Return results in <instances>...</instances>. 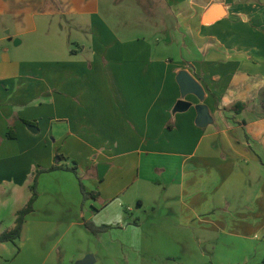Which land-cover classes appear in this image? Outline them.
<instances>
[{"label": "crops", "instance_id": "0c3cea01", "mask_svg": "<svg viewBox=\"0 0 264 264\" xmlns=\"http://www.w3.org/2000/svg\"><path fill=\"white\" fill-rule=\"evenodd\" d=\"M0 28L13 43L0 50V235L38 170L75 164L38 172L16 244L0 243L14 249L8 264L83 260L88 251L57 249L54 228H85L112 206L146 201L151 212L174 205L170 245L183 246L187 231L193 244L214 245L210 264H251L264 244V0H0ZM181 71L200 95L182 94ZM179 100L191 106L174 113ZM199 104L211 118L203 127ZM97 164L108 165L102 179ZM77 179L97 193L90 209ZM139 182L149 193L129 192ZM68 183L78 196L69 213L33 218L40 193L60 197Z\"/></svg>", "mask_w": 264, "mask_h": 264}, {"label": "rangeland", "instance_id": "374dc122", "mask_svg": "<svg viewBox=\"0 0 264 264\" xmlns=\"http://www.w3.org/2000/svg\"><path fill=\"white\" fill-rule=\"evenodd\" d=\"M2 29L3 28H0V38H3L4 41L0 42V50L4 48L5 44H8V46L13 45V43L12 45L9 44L10 42L7 41L8 39H4L6 38V34L2 32ZM26 45L27 44L25 41L21 47L18 46V49H20L21 51H25V49L27 50ZM28 48H30V45L28 46ZM158 178L161 179L160 176H158ZM77 182H75L76 185L79 184L80 179H77ZM64 188L65 193L60 196L61 198L54 195L52 192H41L37 205L38 209L37 211H34L35 216L32 217H49L51 215V218L55 220H62L67 215V213L64 211L66 210L68 212V207L70 205H73L71 203H76L78 200L77 194L75 197V192L73 193L72 191L71 183L66 184ZM35 191L36 193H38L37 189H35ZM129 192L134 196H141L142 194L144 195L149 193V189L147 188L145 182H139L137 183V185L131 187L129 189ZM85 200L88 203L86 209H90L91 206L89 205V203L92 199L88 197ZM63 205H65V208ZM165 205V203H161L157 206L156 211L154 212L150 211L149 207L147 206V201L144 203L143 207L138 206L137 203L134 202L133 204H131L129 211H127L125 207L124 210H122V208L120 209V207L112 206L108 210L103 211L94 220V224L97 226L107 225L102 223L113 222L112 224L107 225L109 226V228L105 231L91 233L86 228H81L78 226H74L68 231H65V224V226L61 225L58 228H54L52 236L53 238H62L57 244V249L62 250V252L63 250L70 251L71 253L75 254V256L78 254L79 250L88 251V255L95 257L94 264H210V262L208 261V256H206H210L214 248V245L210 242L206 244L203 242V239L200 238L199 244H193L191 234L187 231H182V233H184V236L186 237L183 240V246L169 244V239L175 237L166 235L168 233H165L167 231V228L164 224L178 223L173 214L166 213V207L173 208L174 205ZM13 206H15V204L10 205V207ZM23 206H21V208ZM120 210L121 212L117 216V212H119ZM48 211H50V213ZM75 213L76 212L74 211L72 214L75 215ZM68 217L70 219L73 218V216ZM3 219L4 227L12 224L13 217L8 213V210L4 213ZM138 219L140 221V225L138 226V228H135L134 224ZM116 221H119L120 227L113 226L117 225L116 223L118 222ZM63 223L64 222H62V224ZM150 227H153V229H151ZM171 228H174V230L176 231L177 226ZM147 232H152L148 234V236L152 238H155L156 236V238L148 242V244L147 240L149 239H147ZM68 240H72L73 245L68 244ZM154 241L155 243L151 244ZM109 243L114 244L116 248V253L114 252L113 257L111 252L106 253V250H108L106 249V247ZM5 246L8 248V250L0 251V264H8L9 260L14 255V249L12 245L7 243L5 244ZM218 247L222 248L221 245ZM180 249H182V251ZM260 249L262 250L255 256V259H251V264H264L263 259H261V257L264 256V244L260 246ZM151 251L155 253L163 252L169 254L171 258L165 259L159 257L151 260L152 258L150 259L148 254ZM203 252L205 253V255H203L205 257H202L201 255V253ZM175 253L179 254V256L176 257L175 255H172ZM260 253L262 254L260 255ZM75 262V259L67 260L61 255L57 257L54 263L75 264Z\"/></svg>", "mask_w": 264, "mask_h": 264}, {"label": "trees", "instance_id": "16d2710c", "mask_svg": "<svg viewBox=\"0 0 264 264\" xmlns=\"http://www.w3.org/2000/svg\"><path fill=\"white\" fill-rule=\"evenodd\" d=\"M23 123L26 125H31V122L29 121H25L23 120ZM59 159H64L61 155H57L56 156V161H58ZM73 166L71 167H67V166H58L57 164L53 165L52 167L48 168V169H40L41 171H53V170H60V169H66L72 172H75V167H74V162ZM38 170L35 174L34 180H33V184L31 185V197L29 198L28 202L26 203L25 207H23L22 209L18 210L15 214V226L9 230V231H5L0 235V243H5V242H10L13 244H16V240L19 238L21 231H22V227H23V223L25 221V217L30 214L33 211V205H34V201L37 197V193L35 191L36 189V176L38 174V172L40 171ZM81 183V182H80ZM80 188H81V192L83 194V196L85 198H96L97 193L95 192H85L84 187L82 184H80ZM85 228L90 231L91 233H97L100 231H105L106 229L109 228V226L107 225H100L97 226L95 225L93 222L87 221L84 223Z\"/></svg>", "mask_w": 264, "mask_h": 264}, {"label": "water", "instance_id": "95a60500", "mask_svg": "<svg viewBox=\"0 0 264 264\" xmlns=\"http://www.w3.org/2000/svg\"><path fill=\"white\" fill-rule=\"evenodd\" d=\"M19 43L16 41V44ZM177 83L181 89V92L183 95L195 93L200 95L201 94V88L196 83V81L188 74L186 71H181L177 75ZM191 106V103L185 101V100H179L176 102L173 112H184ZM197 110V119L196 123L199 127L205 126L211 118H208L206 114V107L202 104H199L195 107ZM27 128L30 131H35V127L32 125H28ZM97 177L98 179H102L108 169V165L106 164H97ZM93 261V257L91 255L86 256L83 260L75 262V264H91Z\"/></svg>", "mask_w": 264, "mask_h": 264}]
</instances>
